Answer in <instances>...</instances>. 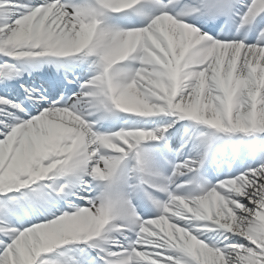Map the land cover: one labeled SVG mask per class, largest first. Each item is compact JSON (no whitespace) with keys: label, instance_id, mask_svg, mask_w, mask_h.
Listing matches in <instances>:
<instances>
[{"label":"snow or ice","instance_id":"obj_1","mask_svg":"<svg viewBox=\"0 0 264 264\" xmlns=\"http://www.w3.org/2000/svg\"><path fill=\"white\" fill-rule=\"evenodd\" d=\"M0 264H264V0H0Z\"/></svg>","mask_w":264,"mask_h":264}]
</instances>
